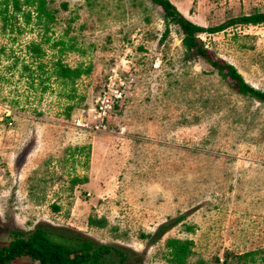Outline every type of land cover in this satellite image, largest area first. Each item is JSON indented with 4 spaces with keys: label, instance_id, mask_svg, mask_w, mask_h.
I'll return each mask as SVG.
<instances>
[{
    "label": "rangeland",
    "instance_id": "374dc122",
    "mask_svg": "<svg viewBox=\"0 0 264 264\" xmlns=\"http://www.w3.org/2000/svg\"><path fill=\"white\" fill-rule=\"evenodd\" d=\"M4 1L0 239L38 226L71 230L120 249L126 264H172L165 244L175 238L192 242L191 264L261 263L264 102L237 93L229 78L187 55L179 26L167 24L150 0H45L54 16L48 23L34 14L29 23L15 20ZM168 1L203 28L264 13V0ZM197 37L213 61L264 91V22ZM57 41L79 51L60 54ZM31 42L44 51L40 62L27 53ZM58 59L90 72L73 90L53 77L40 83ZM108 73L122 76L127 94L97 131L92 108ZM81 177L87 184L71 183ZM88 219L104 220L90 226Z\"/></svg>",
    "mask_w": 264,
    "mask_h": 264
},
{
    "label": "trees",
    "instance_id": "16d2710c",
    "mask_svg": "<svg viewBox=\"0 0 264 264\" xmlns=\"http://www.w3.org/2000/svg\"><path fill=\"white\" fill-rule=\"evenodd\" d=\"M150 1L153 5L159 7L163 11V18L167 24L170 23V21H173L179 26L182 33V44L187 55L202 59L208 66L216 70L219 75L224 78H229L232 88H234L237 93L264 102V91L257 90L248 85L232 65L225 64L218 60L213 61L207 54L204 44L197 37V35L202 33L213 34L223 31L226 28L237 24L257 25L263 23L264 13H253L250 15L239 16L228 19L218 26L203 28L186 19L168 0ZM10 2L12 5L11 13L14 19L20 15L25 23H29L32 14H34L36 20H40L44 17L48 23L54 18L51 12L45 8V0H23L22 2L19 0H10ZM4 3L7 4V1L5 0ZM65 6L66 5L64 4L63 7L65 8ZM7 16L8 9L5 6L3 10H0L2 31L6 30L8 24ZM48 31L49 27L46 28L45 34ZM43 42H48V40L45 38ZM58 45H62L59 49L60 54L66 49L79 51L73 43L63 46V41L54 42L52 47ZM26 50L33 61H41L44 51L40 48L39 43H29L26 45ZM24 68L29 69L28 66ZM39 69H41V67H39ZM89 72L90 67L82 68L81 65H78L71 68L58 59L51 72L52 76H47L45 79H41L40 83L47 82L49 78L53 77L63 86L69 85L73 90L76 80L82 75H87ZM47 88L48 87L44 85L42 91H45ZM67 96L69 97L68 99H71L73 95L67 94ZM119 108L120 105L116 107V110ZM70 109L71 107H68L67 111ZM74 182L85 185L87 184V177L71 180V183ZM182 219L183 218L180 216L165 226H160L157 229L156 234L161 235L166 229L181 222ZM101 221L88 219V225L92 226L101 223ZM188 229L191 230L190 227H188ZM64 232L65 234L51 233L45 230L43 226H38L28 231L13 230L9 233L8 239H0V264H126L127 256L121 252L120 249L112 245L100 243L75 231L66 230ZM156 237L158 236L152 238L151 241L158 239ZM191 245L192 242L189 240L175 238L168 239L165 244L169 250L168 261L172 264H191L187 262V258L191 255ZM253 255V252L245 253L242 256L235 257L234 261L236 262L241 258H247ZM214 260L215 262L219 261L218 258H215ZM261 261L262 262L259 264H264V259ZM196 264L207 263L200 260Z\"/></svg>",
    "mask_w": 264,
    "mask_h": 264
},
{
    "label": "built area",
    "instance_id": "2783aa9c",
    "mask_svg": "<svg viewBox=\"0 0 264 264\" xmlns=\"http://www.w3.org/2000/svg\"><path fill=\"white\" fill-rule=\"evenodd\" d=\"M113 73V72H111ZM111 73H108L103 83L101 84V89L99 95L95 101V106L92 108L94 118L96 120L94 129L101 131L104 126H106V121L116 113V107L123 102L126 97V86L122 83V76H119V79L116 80V77H113ZM126 80V79H125ZM84 117V116H83ZM91 125H88V127Z\"/></svg>",
    "mask_w": 264,
    "mask_h": 264
}]
</instances>
